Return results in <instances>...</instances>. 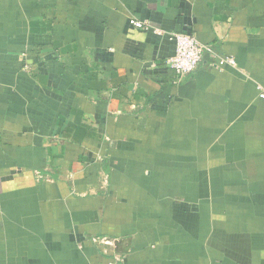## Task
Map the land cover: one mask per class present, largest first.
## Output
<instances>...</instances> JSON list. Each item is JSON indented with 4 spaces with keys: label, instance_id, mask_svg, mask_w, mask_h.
<instances>
[{
    "label": "crops",
    "instance_id": "obj_1",
    "mask_svg": "<svg viewBox=\"0 0 264 264\" xmlns=\"http://www.w3.org/2000/svg\"><path fill=\"white\" fill-rule=\"evenodd\" d=\"M260 89L264 0H0V264H264Z\"/></svg>",
    "mask_w": 264,
    "mask_h": 264
},
{
    "label": "built area",
    "instance_id": "obj_2",
    "mask_svg": "<svg viewBox=\"0 0 264 264\" xmlns=\"http://www.w3.org/2000/svg\"><path fill=\"white\" fill-rule=\"evenodd\" d=\"M129 23L136 30L149 32L153 29L151 23L135 17L130 18ZM173 39L175 52L167 59V66L178 78L193 74L206 54L215 55L211 46L201 43L193 34L176 33L173 35ZM225 65L235 66V61L232 58H220L216 63L218 69H223ZM260 98L264 99V89H260ZM109 264H119V260H113Z\"/></svg>",
    "mask_w": 264,
    "mask_h": 264
}]
</instances>
